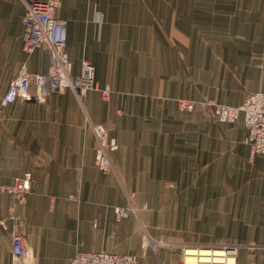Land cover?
Returning a JSON list of instances; mask_svg holds the SVG:
<instances>
[{
	"label": "crops",
	"instance_id": "0c3cea01",
	"mask_svg": "<svg viewBox=\"0 0 264 264\" xmlns=\"http://www.w3.org/2000/svg\"><path fill=\"white\" fill-rule=\"evenodd\" d=\"M23 13L21 0H0V98L21 68H45L41 49H22ZM56 16L68 21L71 75L89 62L96 88L81 103L65 91L1 109L0 185L30 174L32 187L23 203L0 193V264H18L14 232L35 264H70L77 252L177 264L182 243L232 244L236 264H264V156L249 160L242 116L177 108L236 107L264 92V0H61ZM86 116L116 140L122 184L96 168ZM124 191L137 214L117 219Z\"/></svg>",
	"mask_w": 264,
	"mask_h": 264
},
{
	"label": "built area",
	"instance_id": "2783aa9c",
	"mask_svg": "<svg viewBox=\"0 0 264 264\" xmlns=\"http://www.w3.org/2000/svg\"><path fill=\"white\" fill-rule=\"evenodd\" d=\"M24 13L22 17L23 34L22 49L30 54L35 49L44 52L45 68L40 74H29L21 68L15 78L10 80L5 94L0 98L1 109L16 100L21 102H45L51 94H61L71 91L76 100L81 103L85 95L94 89V67L87 61H82L80 73L72 77L71 65L65 54L67 19L56 16L60 8L61 0H21ZM34 90L31 92L30 88ZM103 99L109 96L108 89L101 91ZM178 107L183 111L198 109L202 113L210 114L221 123H234L242 114L243 124L247 130L245 143L249 146V160L252 162L256 156H264V92H257L245 96L243 102L237 107H229L213 100L206 102H180ZM87 123L96 139L95 163L99 171L104 174L114 173L115 169L109 155L117 149L113 139L108 138L107 131L102 124H95L87 117ZM32 187V177L24 174L17 177L10 186L0 185V193L8 194L14 201L23 203ZM129 204L124 208H117V219L125 218L129 212L136 210L127 198ZM143 244L155 248L158 246L149 236L144 237ZM253 247V246H248ZM198 250L194 256L196 262L192 264H228L229 258H233L236 264L238 246L232 244H220L214 247L201 248L182 245L180 260L177 264H187V250ZM200 249H219L223 256L209 254L206 262L201 260ZM11 255L18 264H35L30 246L25 236L20 232H14L11 236ZM70 264H137V259L132 255H119L107 253L77 252L70 260Z\"/></svg>",
	"mask_w": 264,
	"mask_h": 264
},
{
	"label": "rangeland",
	"instance_id": "374dc122",
	"mask_svg": "<svg viewBox=\"0 0 264 264\" xmlns=\"http://www.w3.org/2000/svg\"><path fill=\"white\" fill-rule=\"evenodd\" d=\"M81 66V65H80ZM80 73V72H79ZM70 75H71V72H70ZM72 76V75H71ZM73 77V76H72ZM93 86H94V89L93 90H95V88H96V85H95V83H93ZM101 91L102 90H100V94H101ZM71 92V91H70ZM108 92H109V95H110V91L108 90ZM72 93V92H71ZM73 94V93H72ZM75 97V96H74ZM48 98V97H47ZM76 99V98H75ZM206 101H211V100H206ZM206 101H200V102H206ZM213 101H215V100H213ZM78 102V101H77ZM180 102H195V103H199V102H196V101H192V100H178L177 101V106H178V103H180ZM216 102V101H215ZM229 107H232V106H229ZM237 107V106H236ZM178 108V110L179 111H181V112H186V113H192V112H195V111H199L198 109H196V110H194V111H183V110H180L179 109V107H177ZM200 112V111H199ZM241 116H242V114H240ZM214 119V118H213ZM242 120H243V117H242ZM86 121H87V116H86ZM92 121V120H91ZM93 122V121H92ZM93 123H95V124H102L103 126H104V128H105V130L107 131V136H108V138H110V139H113L114 141H115V143H116V145H117V149H118V144H117V142H116V140L114 139V138H112L111 136H110V133H109V131H108V129H107V127H106V125L104 124V123H99V122H93ZM91 130V129H90ZM92 132V131H91ZM94 135V134H93ZM95 138V137H94ZM95 141H96V139H95ZM96 148V147H95ZM116 149V150H117ZM115 150V151H116ZM115 151H113V152H115ZM112 152V153H113ZM112 153H110V154H108L109 155V158H110V161H111V163H112V165H113V167H114V164H113V162H112V157H111V155H112ZM95 166H96V163H95ZM97 168V167H96ZM115 169V168H114ZM101 172V171H100ZM107 174H112L111 172L110 173H107ZM113 176H114V178H115V180L118 182V183H120V184H122L121 183V181H120V178H119V176H118V173L117 172H114L113 173ZM21 177V176H20ZM16 179V178H15ZM14 179V180H15ZM14 182V181H13ZM10 186V185H9ZM123 186V185H122ZM124 193H125V197L126 198H130V200H133L134 199V195H133V193H131V192H127V191H124ZM135 209V208H134ZM142 209H144V210H146V209H148L146 206H143L142 207ZM136 210V209H135ZM135 214H137V211H135ZM144 231H145V235H147L148 236V234L146 233V230L144 229ZM222 244H226V243H222ZM182 245H187V246H191V247H201V248H208V247H214V246H216V245H220V244H209V245H207V244H193V243H182V244H180V246H181V248H182ZM180 260V259H179ZM179 262V261H178Z\"/></svg>",
	"mask_w": 264,
	"mask_h": 264
},
{
	"label": "bare ground",
	"instance_id": "6f19581e",
	"mask_svg": "<svg viewBox=\"0 0 264 264\" xmlns=\"http://www.w3.org/2000/svg\"><path fill=\"white\" fill-rule=\"evenodd\" d=\"M198 250L196 251L195 249H188L187 250V255L188 258L185 260L187 262V264H192L194 262H196L195 260V255L197 254ZM200 256H201V260H203V262H206V258L209 254H214L215 256H223V252L219 249H215L213 251L208 250V249H200L199 250ZM228 264H234V260L233 258H229V260L227 261Z\"/></svg>",
	"mask_w": 264,
	"mask_h": 264
}]
</instances>
